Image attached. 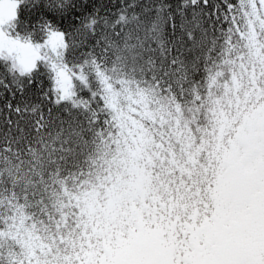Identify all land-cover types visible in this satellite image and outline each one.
I'll list each match as a JSON object with an SVG mask.
<instances>
[{
  "label": "snow or ice",
  "instance_id": "6c2138e0",
  "mask_svg": "<svg viewBox=\"0 0 264 264\" xmlns=\"http://www.w3.org/2000/svg\"><path fill=\"white\" fill-rule=\"evenodd\" d=\"M0 264H264V0H0Z\"/></svg>",
  "mask_w": 264,
  "mask_h": 264
}]
</instances>
